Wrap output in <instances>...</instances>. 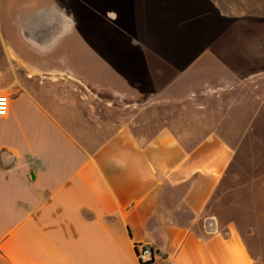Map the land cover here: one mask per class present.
I'll list each match as a JSON object with an SVG mask.
<instances>
[{"label":"crops","instance_id":"crops-1","mask_svg":"<svg viewBox=\"0 0 264 264\" xmlns=\"http://www.w3.org/2000/svg\"><path fill=\"white\" fill-rule=\"evenodd\" d=\"M260 1L26 0L27 22L34 23L27 37L40 30L44 48L62 39L41 61L49 73L139 99L174 81H92L77 61L94 54L82 46L88 28L159 39L202 7L214 19L213 34L204 27L195 36L201 51L209 50L206 74L218 71L210 53L220 33L234 37L240 27L264 24ZM71 54L78 64H71ZM247 70L264 75V68ZM226 71H218L225 80ZM0 92L9 97L7 115L0 117V264H140V245L159 258L150 264H256L237 228L222 232L204 218L235 158V147L223 137L211 134L190 147L169 129L142 142L122 128L89 153L20 81H5ZM201 221L212 231L198 233Z\"/></svg>","mask_w":264,"mask_h":264},{"label":"rangeland","instance_id":"rangeland-1","mask_svg":"<svg viewBox=\"0 0 264 264\" xmlns=\"http://www.w3.org/2000/svg\"><path fill=\"white\" fill-rule=\"evenodd\" d=\"M196 9L195 17L179 21L172 35L159 39L88 28L82 46L94 54L87 53L85 59L79 56L77 61L92 81H174L133 99L44 70L41 61L56 51L62 39L44 48L37 29L38 36L28 39L27 29L33 31L34 23L27 22L26 0H0V86L20 81L89 153L122 128L130 129L142 142L169 129L190 147L211 134L223 137L235 147V158L204 218L222 232L230 225L237 228L252 259L264 264V109L251 117L264 107V75L254 77L256 71L247 70L264 68V24L240 27L234 37L220 33L210 55L216 70L222 69L223 74L227 69L225 80L218 71L204 74L208 62L203 63V57L206 54L209 61V50L201 51L200 38L195 36L204 27L212 33L209 27L214 19L204 8ZM68 58L72 65L77 63L74 55ZM54 62L63 68L62 62ZM219 81L239 84L220 86ZM182 217L188 220L187 214ZM205 225L201 221L195 229L200 234L212 231Z\"/></svg>","mask_w":264,"mask_h":264},{"label":"built area","instance_id":"built-area-1","mask_svg":"<svg viewBox=\"0 0 264 264\" xmlns=\"http://www.w3.org/2000/svg\"><path fill=\"white\" fill-rule=\"evenodd\" d=\"M9 105V97L0 92V117L7 115ZM137 259L140 264H150L157 261L159 258L156 256L150 246L140 245L137 248Z\"/></svg>","mask_w":264,"mask_h":264},{"label":"water","instance_id":"water-1","mask_svg":"<svg viewBox=\"0 0 264 264\" xmlns=\"http://www.w3.org/2000/svg\"><path fill=\"white\" fill-rule=\"evenodd\" d=\"M5 159V158H4ZM4 164L5 165H9L10 164V162L9 161H6V160H4Z\"/></svg>","mask_w":264,"mask_h":264},{"label":"trees","instance_id":"trees-1","mask_svg":"<svg viewBox=\"0 0 264 264\" xmlns=\"http://www.w3.org/2000/svg\"><path fill=\"white\" fill-rule=\"evenodd\" d=\"M99 148H100V147H99ZM99 148H98V149H99ZM98 149H97V150H98ZM97 150H96V151H97ZM96 151H94V152H96ZM94 152H92V153H94ZM207 209H208V208H207Z\"/></svg>","mask_w":264,"mask_h":264}]
</instances>
